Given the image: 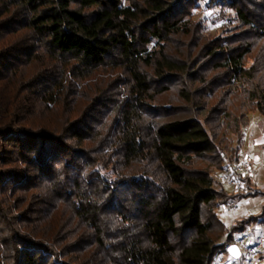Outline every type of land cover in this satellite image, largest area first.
I'll list each match as a JSON object with an SVG mask.
<instances>
[{"label": "trees", "instance_id": "16d2710c", "mask_svg": "<svg viewBox=\"0 0 264 264\" xmlns=\"http://www.w3.org/2000/svg\"><path fill=\"white\" fill-rule=\"evenodd\" d=\"M197 2L0 0V264H213L264 221L226 229L218 208L258 195L197 166L264 117V0H207L229 13L211 39Z\"/></svg>", "mask_w": 264, "mask_h": 264}, {"label": "rangeland", "instance_id": "374dc122", "mask_svg": "<svg viewBox=\"0 0 264 264\" xmlns=\"http://www.w3.org/2000/svg\"><path fill=\"white\" fill-rule=\"evenodd\" d=\"M196 5L198 8L193 10L191 20L195 23H202V36L209 39L222 37L223 29L229 25L226 21V15L229 13L227 12L226 15L219 17L220 13L218 11L207 7V0H198ZM247 63L248 66L251 64L250 61H247ZM176 91L177 89H169L167 93L161 95L162 97L159 102L162 104L171 103L174 106L185 108L183 110H192L188 109L189 107H187V105L179 101L175 95ZM217 100L218 99L211 100L208 107L205 108H222V106L217 103ZM226 106L240 107L239 99H235L233 102L227 100ZM187 114H189V112ZM187 114L179 113L172 118H182L185 117V115L187 116ZM192 115L195 117L198 116L200 120H203L206 113L201 110H196V112H192ZM240 121H244V126L240 130V134L242 131V136L238 133L234 134L228 130L223 133L225 144L222 147L220 146V148L221 151H224L223 157L226 168L218 170L215 167L208 166L209 164H207V162H203V164L199 162V165H197L207 167V169L209 167L210 176L214 181V187L217 188V186L221 185L225 193H233V187L220 180L223 173L230 169L234 164L242 161H245L249 166V175L246 178H243L240 175L234 177L240 179L243 184V190L238 193L240 195L255 193L258 196L245 197L241 200L235 199L226 207L218 208V218L221 223L224 224L226 229H229L234 223H236V221L244 219L246 216H257L261 212H264V117H262L257 111L252 110L247 112L246 116L243 117V121ZM230 127L233 129L234 125L232 124ZM239 140H243V142L239 143ZM238 144L239 152L237 153V158L231 160L227 165L226 161L235 156L233 153H235L234 149H236ZM233 237L234 238L231 241L222 238L218 243H220L221 246H224V250L226 251L231 244H236L240 240H245V243L249 244L253 249L250 247V251L246 253V256H241L238 260L231 259L227 253L222 254L220 252L217 254L213 264H264V221H259L258 223L246 226L242 233H236Z\"/></svg>", "mask_w": 264, "mask_h": 264}, {"label": "built area", "instance_id": "2783aa9c", "mask_svg": "<svg viewBox=\"0 0 264 264\" xmlns=\"http://www.w3.org/2000/svg\"><path fill=\"white\" fill-rule=\"evenodd\" d=\"M236 175H240L243 178H246L249 175V166L245 161L234 164L232 167H230V169L223 173V176L220 179L221 181L226 182V184L232 186V191L235 194L243 190V184L241 180L234 178ZM236 245L241 252V256L243 257L246 256V253L250 251L251 246L246 244L245 240H240L238 243H236Z\"/></svg>", "mask_w": 264, "mask_h": 264}, {"label": "water", "instance_id": "95a60500", "mask_svg": "<svg viewBox=\"0 0 264 264\" xmlns=\"http://www.w3.org/2000/svg\"><path fill=\"white\" fill-rule=\"evenodd\" d=\"M227 255L232 259L238 260L241 257V252L239 251L236 244H231L226 251Z\"/></svg>", "mask_w": 264, "mask_h": 264}]
</instances>
